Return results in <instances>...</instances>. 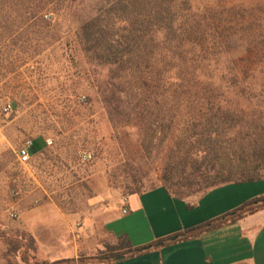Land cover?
I'll return each instance as SVG.
<instances>
[{
	"label": "rangeland",
	"instance_id": "1",
	"mask_svg": "<svg viewBox=\"0 0 264 264\" xmlns=\"http://www.w3.org/2000/svg\"><path fill=\"white\" fill-rule=\"evenodd\" d=\"M48 1L36 20L44 22L46 30H26L0 45V264H27L23 251L31 242V258L52 262L39 259L35 240L18 228L22 207L47 200L44 191L64 208L79 209L85 197L105 185L122 200L130 196L134 175L141 178L143 191L161 186L162 171L184 140V121L195 116V107H172L167 98L168 105H162L165 129L153 132L157 109L142 112L135 91L120 95L125 104L113 116L107 104L112 88L107 91L106 84L114 67L91 60L80 40L82 25L107 11L110 2ZM197 1L210 33L219 20L222 60L233 62L240 82L250 86V108L228 98L226 111L232 115L220 113L211 127L218 134L221 154L235 156L240 145L264 140V0ZM116 30L127 32L122 26ZM28 139L46 141L47 151L22 166L16 153ZM86 155L91 158L85 160ZM200 196L183 198L194 201ZM5 238L18 239L23 247L10 252ZM102 251L105 247L94 258L83 259L101 260Z\"/></svg>",
	"mask_w": 264,
	"mask_h": 264
},
{
	"label": "trees",
	"instance_id": "2",
	"mask_svg": "<svg viewBox=\"0 0 264 264\" xmlns=\"http://www.w3.org/2000/svg\"><path fill=\"white\" fill-rule=\"evenodd\" d=\"M108 1L111 5L107 11L82 25L80 40L91 60L114 67L105 87L107 91L112 88L107 104L113 116L125 104L120 95L132 91L136 92L135 97L139 96L136 107L140 106L142 112L153 113L157 109L152 121L156 127L153 132L165 129L162 105H168L167 98L171 99L172 107H195V116L184 121L186 133L178 145L177 156L162 171L161 186L173 197L185 200L183 197L189 194L202 196L216 187L264 180V140L252 141L248 147L240 145L235 156L229 153L223 156L216 140L218 134L211 128L220 113L232 115L230 110L226 111L228 98L247 109L251 105L250 86L240 82L233 62L222 60L225 48L218 35L219 20H215L216 28L210 33L197 0ZM49 5L48 0H0V45L26 30L32 29L33 33L46 30L45 23L36 20ZM11 17L15 19L9 21ZM116 26H122L127 32L121 35ZM152 98L163 100L159 103L155 99L154 105ZM174 178L178 181L174 182ZM142 187L141 178L134 175L131 195L145 192ZM262 209L264 196L246 202L217 223L197 227L178 239H188ZM170 240L162 241L169 243ZM5 241L10 252L23 247L18 239L5 238ZM32 248L31 242L23 251L27 264L88 262L83 258L39 262L30 257L28 250ZM145 249H135L129 237L122 235L116 243L105 245L101 261L134 256Z\"/></svg>",
	"mask_w": 264,
	"mask_h": 264
},
{
	"label": "crops",
	"instance_id": "3",
	"mask_svg": "<svg viewBox=\"0 0 264 264\" xmlns=\"http://www.w3.org/2000/svg\"><path fill=\"white\" fill-rule=\"evenodd\" d=\"M45 149L46 141L36 139L32 157ZM43 194L47 200L29 201L22 207L18 227L35 240L41 260L94 258L106 244L127 235L135 249H147L111 262L84 264H264V209L178 239L264 196V180L216 187L194 201L175 198L157 186L128 196L127 206L107 185L85 197L79 209H66L46 191ZM168 238L169 243L162 241Z\"/></svg>",
	"mask_w": 264,
	"mask_h": 264
},
{
	"label": "built area",
	"instance_id": "4",
	"mask_svg": "<svg viewBox=\"0 0 264 264\" xmlns=\"http://www.w3.org/2000/svg\"><path fill=\"white\" fill-rule=\"evenodd\" d=\"M7 112H9L11 110V105H9L8 107H6L5 109ZM48 143L50 144V142L48 141ZM34 145V141L32 139H28L24 142V144L22 146H20L17 150V159H18V162L20 163V165L22 166H27L29 165L30 161H31V158H32V155H31V148L32 146ZM91 158V155H86L84 157V159H90ZM13 194L15 196H20L21 192L18 191V190H15L13 191ZM122 203L124 206H127L128 205V197H125L123 200H122ZM123 213L124 214H127L128 213V210L127 208L123 209ZM13 217H17L16 214H13Z\"/></svg>",
	"mask_w": 264,
	"mask_h": 264
},
{
	"label": "water",
	"instance_id": "5",
	"mask_svg": "<svg viewBox=\"0 0 264 264\" xmlns=\"http://www.w3.org/2000/svg\"><path fill=\"white\" fill-rule=\"evenodd\" d=\"M149 248V247H148ZM123 257H119L118 259H122Z\"/></svg>",
	"mask_w": 264,
	"mask_h": 264
}]
</instances>
